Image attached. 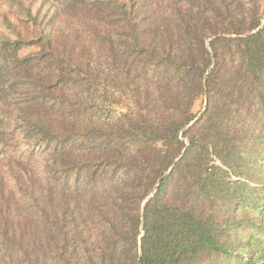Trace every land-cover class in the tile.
Wrapping results in <instances>:
<instances>
[{"label": "trees", "instance_id": "16d2710c", "mask_svg": "<svg viewBox=\"0 0 264 264\" xmlns=\"http://www.w3.org/2000/svg\"><path fill=\"white\" fill-rule=\"evenodd\" d=\"M10 2L37 21L40 8ZM261 21L241 0H55L32 31L7 21L0 264L35 239L33 216L48 210L63 225L70 215L74 234L62 226L56 241L76 259L77 240L97 264H264ZM115 79L133 115L87 116L90 89ZM16 133L45 148L51 176L7 154ZM90 216L105 226L98 250L86 245Z\"/></svg>", "mask_w": 264, "mask_h": 264}, {"label": "rangeland", "instance_id": "374dc122", "mask_svg": "<svg viewBox=\"0 0 264 264\" xmlns=\"http://www.w3.org/2000/svg\"><path fill=\"white\" fill-rule=\"evenodd\" d=\"M241 1L243 3V11L246 18L257 15L262 18L261 22L264 21V0ZM26 2H30L33 14H35L36 9L40 8L41 11L36 22H33L31 18L25 20V16L23 18L22 16L20 17L19 8L11 3L10 0H0V34H5L12 39L16 38L7 21L16 24V27L22 32L24 30L32 31L34 27L36 28V26L39 25L37 23L41 20V16L45 10H47L50 7V4L55 2V0H46L44 3L43 0H26ZM25 26L28 27L25 29ZM36 49L35 46L24 47L19 51V54L23 55ZM113 72L114 71H112V74L114 75ZM105 74L106 73H103V75ZM115 80L117 81L116 84L109 87L108 91H105L104 87L102 88L99 86L96 87L97 91L95 92L92 88L90 89L88 99L91 104L85 111V113L88 114L87 116H91V118L95 120L98 119L102 122H109L110 120L119 119L125 114L133 115V111L137 108L134 101H132L131 97L123 90V86L119 83L120 80ZM204 106L205 101L202 98L197 99L193 103L192 112L196 117L190 122V124H192L201 114L204 110ZM13 136L12 144H10L12 151L7 154H12L16 158L27 160L40 177L46 179V177L51 176L52 172L50 170L52 169V166H47L49 161L47 157L48 152H45V148L40 146L32 147L31 144L23 139L20 133H16ZM0 157L3 159L5 158V156ZM4 177L9 179V175L6 172L4 173ZM11 182L12 179L10 185L13 184V182ZM85 199L86 197H84V200ZM84 205L85 203H83V206ZM57 209L60 208L58 207ZM29 210L30 209H28V211ZM83 210L85 212L84 208ZM51 212L52 210H48L46 214L33 216L35 225L33 224L32 227L34 226L33 229L36 232L35 239H31L23 245H13L12 250L9 251L10 257L7 259V264H97L85 257V252L84 250L82 251V244L77 240H70L69 244L73 241L74 248L78 255L77 259L80 263H77L76 257L74 258V256H71L69 250L63 251L60 241H56V239L60 238L59 235L62 226L68 231L67 234L72 236L74 234V224L73 222L70 223L69 214H67L66 217V225H63L61 221L51 215ZM103 227L105 226L100 220L98 221L96 217L90 216L88 223L83 229L84 236H89L86 245L95 248L96 250L100 247L103 248L106 246V242L103 239ZM17 246L24 247V249L26 248L28 254L23 255V253H20L18 249L19 247ZM17 251L18 253H16ZM66 259L69 262H67Z\"/></svg>", "mask_w": 264, "mask_h": 264}]
</instances>
